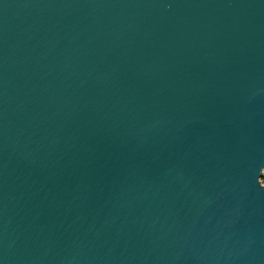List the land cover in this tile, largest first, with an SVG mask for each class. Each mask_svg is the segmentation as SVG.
<instances>
[{
	"label": "water",
	"instance_id": "water-1",
	"mask_svg": "<svg viewBox=\"0 0 264 264\" xmlns=\"http://www.w3.org/2000/svg\"><path fill=\"white\" fill-rule=\"evenodd\" d=\"M264 0H0V264H264Z\"/></svg>",
	"mask_w": 264,
	"mask_h": 264
},
{
	"label": "trees",
	"instance_id": "trees-1",
	"mask_svg": "<svg viewBox=\"0 0 264 264\" xmlns=\"http://www.w3.org/2000/svg\"><path fill=\"white\" fill-rule=\"evenodd\" d=\"M260 182L263 184V186H264V168H263V170H262V174H261V176H260Z\"/></svg>",
	"mask_w": 264,
	"mask_h": 264
}]
</instances>
